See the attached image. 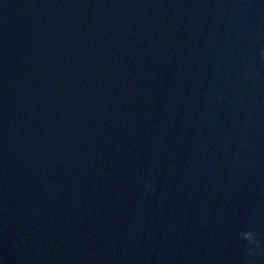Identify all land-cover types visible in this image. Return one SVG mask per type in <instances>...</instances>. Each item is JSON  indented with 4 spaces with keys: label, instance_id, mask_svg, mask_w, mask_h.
<instances>
[{
    "label": "water",
    "instance_id": "95a60500",
    "mask_svg": "<svg viewBox=\"0 0 264 264\" xmlns=\"http://www.w3.org/2000/svg\"><path fill=\"white\" fill-rule=\"evenodd\" d=\"M261 47L264 0H0V264H243Z\"/></svg>",
    "mask_w": 264,
    "mask_h": 264
},
{
    "label": "clouds",
    "instance_id": "9594fccd",
    "mask_svg": "<svg viewBox=\"0 0 264 264\" xmlns=\"http://www.w3.org/2000/svg\"><path fill=\"white\" fill-rule=\"evenodd\" d=\"M258 57L261 63H264V47H261L258 52ZM246 78L252 80H260V71H247ZM145 195H154L156 192L155 187L151 180L145 182ZM239 240L243 242L244 249V262L243 264H257V261L264 258V238L253 230H241L238 234ZM17 253L21 250L19 247L16 249Z\"/></svg>",
    "mask_w": 264,
    "mask_h": 264
}]
</instances>
